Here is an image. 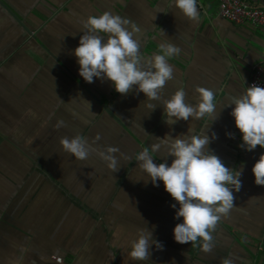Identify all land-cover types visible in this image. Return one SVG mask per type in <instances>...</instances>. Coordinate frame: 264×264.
<instances>
[{"label": "crops", "instance_id": "obj_1", "mask_svg": "<svg viewBox=\"0 0 264 264\" xmlns=\"http://www.w3.org/2000/svg\"><path fill=\"white\" fill-rule=\"evenodd\" d=\"M246 1L264 8V0ZM5 2L36 38L0 6V264H58L56 258L65 264H221L225 258L264 264V186L255 185L251 174L264 149L237 147L240 135L224 107L249 86L253 66L264 61V28L220 17L216 0H197L196 20L184 17L172 0ZM104 11L137 25L134 38H140L142 56L158 53L162 42L181 49L168 59L173 78L160 99L151 101L157 106L151 113L142 93L120 95L107 81L88 84L78 76L71 51L84 19ZM198 85L213 90L216 119L205 115L167 126L161 101L182 88L195 102ZM58 120L63 127H54ZM205 125L216 135L211 151L241 173L233 207L211 230L209 253L199 238L173 240L180 222L173 218L174 201L160 182H147L132 160L147 150L156 163H170L163 147L151 152V140L195 134ZM74 135L93 149L118 148L117 170L95 151L82 161L62 152L60 138ZM145 228L163 247L134 261L130 242Z\"/></svg>", "mask_w": 264, "mask_h": 264}, {"label": "clouds", "instance_id": "obj_2", "mask_svg": "<svg viewBox=\"0 0 264 264\" xmlns=\"http://www.w3.org/2000/svg\"><path fill=\"white\" fill-rule=\"evenodd\" d=\"M172 2L184 17L198 19L197 0ZM139 32L134 22L109 11L89 15L83 21L82 35L71 55L78 65V76L85 83L91 84L94 78L107 81L120 95H127L134 89L144 95L148 101L145 107L151 113L157 107L151 101L160 99L165 83L173 78V66L168 59L179 55L181 49L170 42H162L158 45V53L150 57L142 56L140 38H134V34ZM194 91L198 94L195 102L185 98L182 88L161 101L167 126L189 118L200 119L205 115L212 121L216 119L217 102L213 90L198 85ZM224 107L230 108L229 115L240 135L237 147L247 152L257 146L264 149V87L251 84L234 95ZM63 126L61 120L54 125L55 128ZM225 135L232 138L233 134ZM99 138L97 134L93 143ZM215 139V133L208 134L205 125L195 134L165 135L162 139L151 140L154 141L150 144L151 152L156 153L163 147L167 158H171L170 163L167 159L156 163L147 150H139L132 159L136 167L148 176L147 182L154 187L160 182L174 201L170 205L174 209L173 218L180 222L172 229L173 240L185 244L196 242L199 238L204 253L212 250L211 230L222 217L228 215L233 207V193L238 192L241 186L240 171L225 166L209 148L210 142ZM59 145L62 152L79 161L87 159L90 151H95L109 169L113 172L117 170L114 154L119 150L116 147L93 149L80 135L61 137ZM251 174L255 185L264 186V151L253 163ZM153 247L162 250L163 246L153 239L151 230L142 229L130 242L128 256L134 261H144L151 256L150 249ZM221 264L232 262L225 258Z\"/></svg>", "mask_w": 264, "mask_h": 264}, {"label": "built area", "instance_id": "obj_3", "mask_svg": "<svg viewBox=\"0 0 264 264\" xmlns=\"http://www.w3.org/2000/svg\"><path fill=\"white\" fill-rule=\"evenodd\" d=\"M216 1L220 17L234 24H248L264 28V8L250 5L246 0ZM254 83L264 87V61L253 66L249 85ZM55 261L58 264H65L61 258H56Z\"/></svg>", "mask_w": 264, "mask_h": 264}, {"label": "water", "instance_id": "obj_4", "mask_svg": "<svg viewBox=\"0 0 264 264\" xmlns=\"http://www.w3.org/2000/svg\"><path fill=\"white\" fill-rule=\"evenodd\" d=\"M0 6L11 16L13 17L22 27L23 29L33 38H36V35H34L22 22V20L2 1L0 0ZM90 93V92H89ZM96 101H98L99 104L102 105V101L99 100L97 97H95L92 93H90Z\"/></svg>", "mask_w": 264, "mask_h": 264}, {"label": "trees", "instance_id": "obj_5", "mask_svg": "<svg viewBox=\"0 0 264 264\" xmlns=\"http://www.w3.org/2000/svg\"><path fill=\"white\" fill-rule=\"evenodd\" d=\"M3 1V0H2ZM5 4H6V2H5V0L3 1ZM7 5V4H6ZM15 12V11H14ZM16 14H18V13H16ZM19 15V14H18Z\"/></svg>", "mask_w": 264, "mask_h": 264}]
</instances>
